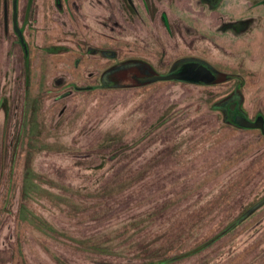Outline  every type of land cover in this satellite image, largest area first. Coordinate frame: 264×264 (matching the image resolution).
<instances>
[{
  "label": "rangeland",
  "instance_id": "1",
  "mask_svg": "<svg viewBox=\"0 0 264 264\" xmlns=\"http://www.w3.org/2000/svg\"><path fill=\"white\" fill-rule=\"evenodd\" d=\"M29 2L27 85L13 2L0 0V264H150L249 213L177 264H264V135L220 109L236 97L264 115V0H34L25 23ZM193 59L220 81L142 80ZM26 166L43 195L22 198ZM24 205L59 233L21 221Z\"/></svg>",
  "mask_w": 264,
  "mask_h": 264
},
{
  "label": "trees",
  "instance_id": "2",
  "mask_svg": "<svg viewBox=\"0 0 264 264\" xmlns=\"http://www.w3.org/2000/svg\"><path fill=\"white\" fill-rule=\"evenodd\" d=\"M13 2V0H12ZM34 3V0H30L29 5L27 7V14H26V20L25 23L29 21V10L32 8V5ZM13 8V7H12ZM19 11H20V0H19ZM20 13V12H19ZM14 14V11H13ZM20 18V14H19ZM23 32H25V27H22ZM25 50V49H24ZM50 53H52L48 49ZM54 51V50H53ZM25 52V69H26V83L27 85L29 84V79L31 75V69H32V61H30V53L29 51ZM63 52V50L61 51ZM59 52H53L54 54L61 53ZM142 66V64H137V63H131L123 67H135V66ZM123 67H116L111 69L109 72L110 74L114 73L116 70L123 68ZM148 79V78H145ZM147 81V80H146ZM220 81V77H218V81ZM181 83V82H179ZM189 84V83H187ZM216 84V83H215ZM214 85V84H213ZM210 86V85H207ZM232 105V101L230 99H226L220 103V109L224 112L226 108H230ZM28 108V107H27ZM27 113V112H26ZM225 114V112H224ZM27 117V116H26ZM246 117H248L246 115ZM249 118V117H248ZM225 120L227 123H230L234 126V119L227 117L225 115ZM26 121V119H25ZM25 124V122H24ZM238 127V126H236ZM239 128V127H238ZM241 129V128H240ZM41 180L38 177V175L35 173V171L30 167L26 166L25 172H24V178H23V187H22V198L24 199H32L34 196L37 195H43V193L46 191L41 187ZM110 193L115 190V188L111 187ZM123 191L122 189L119 190V192ZM102 196L100 197H106L108 189H102ZM250 214H246L245 216L240 217L239 219L235 220L233 223L228 225L225 229L220 231L217 235L215 236H208L205 238L202 242H199L196 244V247H192L189 251H173V249H166V248H159L156 250V252L152 253L154 254L153 256L146 258L147 261H149L150 264H177L180 263L184 260L193 258L202 252L211 249L214 247V245L222 240L224 237L228 236L230 233H232L238 226H240L242 223H244L246 220L250 218ZM20 220L23 222H29L31 223H36L38 228L42 231H45L46 233H54L58 234L59 231L54 228L51 224H49L46 220L42 218H38L35 216V214L31 213L30 210L27 209V207L24 205L22 206V210L20 213ZM72 241H75L77 244H79L81 247L90 250L91 252L98 253V254H105L109 255L110 249L107 246V243L101 242L100 240L91 239L90 240H81V239H74L72 238Z\"/></svg>",
  "mask_w": 264,
  "mask_h": 264
},
{
  "label": "water",
  "instance_id": "3",
  "mask_svg": "<svg viewBox=\"0 0 264 264\" xmlns=\"http://www.w3.org/2000/svg\"><path fill=\"white\" fill-rule=\"evenodd\" d=\"M13 24L14 31L16 32L22 46L25 51L28 52V46L26 38L22 28L19 23V0H13ZM176 65L173 70L163 76H156L151 79H142L143 81L151 80L156 81H175L181 83H189L194 85H213L218 81V73L215 71L212 66L208 63L201 60H184L180 67ZM236 105L230 107L231 110H234ZM234 124L241 129L246 130H260L264 135V116L260 115L256 120H251L250 118L244 115H237L234 117Z\"/></svg>",
  "mask_w": 264,
  "mask_h": 264
},
{
  "label": "flooded vegetation",
  "instance_id": "4",
  "mask_svg": "<svg viewBox=\"0 0 264 264\" xmlns=\"http://www.w3.org/2000/svg\"><path fill=\"white\" fill-rule=\"evenodd\" d=\"M181 64L182 63H179V64H177V65H179L178 67H180L181 66ZM111 74L109 73V76H110ZM218 77H219V74H218ZM231 99H233L232 100V105H236V107H235V109L234 110H231L230 108H226L225 109V115L227 116V117H230V118H232V119H234V117H236L237 115H244V116H246L247 114H246V112L243 110V108H242V105H241V102L239 101V99L238 98H236V97H231ZM231 105V106H232ZM230 106V107H231ZM248 116V115H247ZM260 116V115H259ZM264 116V115H263ZM251 119V118H250Z\"/></svg>",
  "mask_w": 264,
  "mask_h": 264
}]
</instances>
